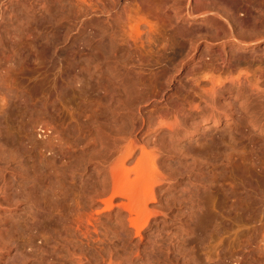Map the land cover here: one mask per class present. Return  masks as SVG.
I'll return each instance as SVG.
<instances>
[{"label": "rangeland", "instance_id": "rangeland-1", "mask_svg": "<svg viewBox=\"0 0 264 264\" xmlns=\"http://www.w3.org/2000/svg\"><path fill=\"white\" fill-rule=\"evenodd\" d=\"M122 1L118 9L125 6L129 11L131 7V10L135 8V12L136 8L146 12V5L149 4V12L152 15L148 16L147 20L154 25L159 23L158 27L162 26L160 16L156 15L159 12H155L161 0L125 1L130 6L124 5ZM217 1L199 0L189 7L195 8L192 13L194 15L196 11L200 13L209 5L213 8ZM98 2L99 0H0V150L5 155L16 157L22 153L23 144L30 147L29 142H35L38 150L35 148L34 151L36 153L40 149L41 155L31 151L30 157L35 159L30 158L26 165L30 168L33 166L30 165L33 160V163H37L36 167L40 169L37 172L40 175L38 181L41 179L38 184H41L42 189L46 187L49 193L51 192L48 208L53 210V205L55 212L58 209V215L61 214L69 220L81 202L80 182L91 181V178L98 176L97 157L92 155H96L92 148L95 139L91 127L92 116H109L106 112L108 105L111 108L113 106L115 110L119 108L120 111L116 110L113 114H116L114 120H109L112 115L106 119L108 118L112 125H117L118 129L112 126L114 130H129L131 126L135 127L134 123L138 128L136 122L139 117L136 111L137 108H142L143 115H146L144 117H148L154 128L151 126V130V127L146 126L139 129L137 137L141 139V145L149 144L156 136L154 129L160 113L166 112V105L173 104L176 97L178 98L177 94L181 92L180 81H184L185 74L193 69V62L177 51V42H173V47L172 39L164 35V27L159 30L163 32V35L160 32L162 37L158 36L161 39L154 41L155 43L147 42L143 48L139 46V49L137 46L136 50L133 48L135 52L132 48H126L120 38H114L117 34L112 27L115 21L113 12H110L108 6L104 7L105 10L103 7L102 10H97ZM132 4L136 7L132 8ZM98 9H101V6ZM138 9L137 13L143 12ZM107 14L113 17V22L111 18H107ZM132 17L135 18L133 15ZM185 20L191 23L190 27L183 26L182 23H177V27L182 25L188 27V31L200 32L202 26L197 23L202 22L201 20L190 17ZM134 25L142 26L138 20ZM96 35L102 39H94L97 38ZM216 49L218 48L215 47L214 50ZM200 55L198 54V57L201 58ZM124 74L128 78L122 77ZM170 76L172 80L168 82ZM119 79L121 81H118ZM126 79L128 84L134 87L133 90L137 91L119 104L122 100L113 93H118V85L122 87ZM108 95L111 97H107ZM3 100L6 102H2ZM133 119H137L136 122ZM234 120L223 118L216 126H213V121L203 124L176 143L178 150L176 148L172 154H166L167 164L173 165L181 159L179 154L188 153L182 162H185L184 165L194 164L193 168H196H192L194 176L191 175V178L189 175V179L186 173L180 176L176 168L172 172L164 171L175 177L180 184L183 183L180 188L193 183L194 180L192 191L196 194L192 192L193 196L191 195L193 212L192 216H188V211V215L183 214L181 217L184 209L175 207L171 215H168L170 217L165 226L161 227L164 220L159 217L157 222H153L155 225L152 223L153 226L148 229V232L152 233L159 230L164 234L165 231L181 233L179 223L184 222L190 230L193 229L189 230L188 237L197 235L200 229L203 230L200 232L207 233L204 240L196 243L188 240L187 243L189 251L192 250L194 257L203 263L207 258L212 264H250L251 260L258 257L259 249L264 248V205L259 203L264 204V130L259 132ZM48 142L51 144L48 145ZM206 144L210 150L203 147ZM201 146L206 152L196 151ZM152 148L154 147L151 145L148 147ZM138 154L139 151L136 156ZM158 199L154 205H158ZM96 207L91 204L85 210H88L87 213L91 212L94 217H99L96 212L100 209L95 210ZM175 218H181L182 221L177 222ZM159 219L161 222H158ZM156 223L160 227L156 226ZM148 232L145 235H148ZM136 240H133V244ZM146 248V241L143 245H138L141 252L146 251ZM140 263L139 261L138 264ZM153 264L163 262L155 261Z\"/></svg>", "mask_w": 264, "mask_h": 264}, {"label": "bare ground", "instance_id": "bare-ground-1", "mask_svg": "<svg viewBox=\"0 0 264 264\" xmlns=\"http://www.w3.org/2000/svg\"><path fill=\"white\" fill-rule=\"evenodd\" d=\"M106 1L99 0L96 9L102 10L103 7L105 10L104 7L108 6L110 12H113L111 15L115 21L111 15L108 16L109 14L107 18L114 21L113 25L110 23L117 34H114V38H120L126 48H135V50L137 46L138 49L143 48L145 43L161 39L158 36H161L160 32L163 31L168 39H172L173 47V42H177L175 47L179 54L183 53L185 59L193 62V69L185 74L184 81H180L181 92L179 91L180 95L177 94L178 98L176 97L173 104L168 103L166 112L160 113L159 119H156V129H154L156 136L149 144L141 145V139L137 137L139 129L152 126L148 117L147 119L144 117L146 115H143L142 108H137L136 111L139 121L133 119L138 128L132 122L135 127L131 126L129 130L123 128L117 130V125L113 123L117 128L114 130L112 122H109L114 120L116 114L114 116L113 114L116 110L119 112V108L115 110L113 106L112 109L108 105L106 112L112 115L109 120L106 119L110 116H107L108 114L102 118L94 113L91 118L95 138L92 135L94 139L92 148L98 156L93 153L92 155L97 157L96 175L98 176L91 178V181L80 182L81 202L77 203L75 214L70 220L63 218L61 214L58 215V209L55 212L53 205L51 207L53 210L48 208L51 192L49 193L46 187L42 189L41 184L40 186L38 184L41 179L38 181L37 163H33V160L30 164H33L32 167L28 168L26 165L31 158V151L35 153L37 149L35 142L32 144L30 141V147L25 144L20 145L22 153L16 157L5 155L0 150V264H138L139 261L140 264H153L155 261H162L163 264L166 262L212 264L207 258L204 259V263L197 260L192 254L193 251H189L188 248V240L196 243L206 238L207 233H201V229L192 237H188L190 227L184 222L179 223L181 233L165 230L166 234L161 230L150 233L148 229H151L152 223L157 222L159 217L164 220L158 221L163 224L161 227L165 226V222L170 217L168 215L175 207L184 209L181 217L183 214L188 215V211V216H192L191 209L194 205L191 195L193 196L192 192H194L192 191L194 180L193 183L190 180L194 176L193 169L196 168H193L194 164L184 165L185 162L182 161L188 156L185 152L179 154L181 159L173 164L175 166L167 164L166 154L173 153L177 148L176 143L201 125L213 121V126H216L223 118L235 119L234 121L239 124H247V127L259 132L264 130V0H218L214 6L212 5L213 8L209 7L211 5L203 9L204 11L198 8L201 12L198 10L200 13L196 11L194 15L192 13L195 8L189 6L195 5L199 0H161L155 12H159L156 15L160 16L161 27L164 29L157 26L159 23L154 25L147 20V17L152 15L149 12L151 9L149 4L146 5V12L138 8L135 12V8L131 10V7V11H127L125 6L118 9L122 0ZM125 1L135 2V0H123L126 6L130 5ZM99 6L101 9H98ZM137 9L143 12L137 13ZM186 17L202 21L197 23L198 26H202L200 32H191L187 30L188 27H183L191 26V23L185 20ZM136 20L144 25V28L135 26ZM177 23H182L183 26L177 27ZM96 36L97 38L94 39H102V37L98 38L99 35ZM215 47L218 49L214 50ZM135 50L133 49L134 52ZM198 54L202 55L201 58ZM122 77L128 78L126 74ZM171 80L172 76L168 82ZM124 81L122 87L118 85L121 90L117 88L118 93H113L122 100L117 99L119 104L125 101L124 98H130L137 91L128 84V79ZM1 127L2 124H0V132ZM152 127L151 130L154 128ZM211 143H209L210 147ZM150 145L154 148L148 149ZM201 147L196 151L210 150L207 144L203 146L206 150ZM137 151H139L138 156H136ZM36 153L40 156V149ZM175 168L179 175L186 173L187 179L193 175L188 180L192 185H184L180 188L183 183L180 184L170 173H164V171L172 172ZM157 198L160 202L154 205L157 203ZM259 203L264 205L263 202ZM91 204L97 206L95 210L100 209V212L98 210L96 212L99 217L86 212L88 210L85 208ZM156 226L159 225L156 223ZM147 232L149 234L145 235ZM135 239L137 244H133ZM145 241L146 251L141 252L138 245H143ZM257 256L250 261V264L252 261L254 264H264V248L259 249Z\"/></svg>", "mask_w": 264, "mask_h": 264}]
</instances>
